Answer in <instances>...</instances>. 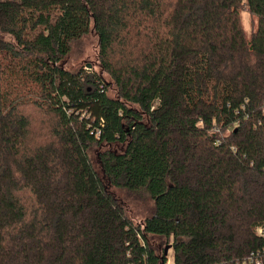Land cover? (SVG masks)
Instances as JSON below:
<instances>
[{"label": "trees", "instance_id": "trees-1", "mask_svg": "<svg viewBox=\"0 0 264 264\" xmlns=\"http://www.w3.org/2000/svg\"><path fill=\"white\" fill-rule=\"evenodd\" d=\"M90 31L108 80L63 66ZM258 227L264 0H0V264H251Z\"/></svg>", "mask_w": 264, "mask_h": 264}, {"label": "rangeland", "instance_id": "rangeland-1", "mask_svg": "<svg viewBox=\"0 0 264 264\" xmlns=\"http://www.w3.org/2000/svg\"><path fill=\"white\" fill-rule=\"evenodd\" d=\"M242 23L245 31L247 33L251 30V18L246 13H242ZM98 49V39L93 32H89L83 36L78 41H75L71 45V49L67 57L63 60V66L66 70L76 71L83 68L85 71H93L102 74V78L108 80L106 74L101 73L100 64L97 56ZM110 94L114 96L112 89ZM102 149L94 148L91 153V160L95 169L99 172V167L97 164L98 152ZM101 175V174H100ZM107 189L110 191L111 195L115 198L117 204L122 207L125 215L135 224L143 221L148 217L153 211V201L150 197L143 191L132 192L126 189L113 188L108 183ZM259 230L264 231V227H258ZM263 233V232H261ZM262 237V236H261ZM151 243L156 249L157 253L160 251L164 252L167 250V263L172 264V254L171 242L165 244V241L157 240L151 238ZM264 251V250H263ZM248 261V258H247Z\"/></svg>", "mask_w": 264, "mask_h": 264}, {"label": "built area", "instance_id": "built-area-1", "mask_svg": "<svg viewBox=\"0 0 264 264\" xmlns=\"http://www.w3.org/2000/svg\"><path fill=\"white\" fill-rule=\"evenodd\" d=\"M258 232V230H257ZM263 232V233H261ZM258 235L262 238H264V231H261L259 230L258 232ZM264 251L260 252H255V253H251L249 256H248V262L251 263V264H263L264 263Z\"/></svg>", "mask_w": 264, "mask_h": 264}, {"label": "water", "instance_id": "water-1", "mask_svg": "<svg viewBox=\"0 0 264 264\" xmlns=\"http://www.w3.org/2000/svg\"><path fill=\"white\" fill-rule=\"evenodd\" d=\"M167 250H168V249H165V251H164V254H165V255L167 254Z\"/></svg>", "mask_w": 264, "mask_h": 264}]
</instances>
